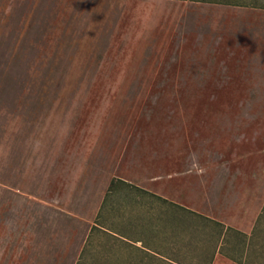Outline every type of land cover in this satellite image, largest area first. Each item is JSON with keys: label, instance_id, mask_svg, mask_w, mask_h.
I'll return each mask as SVG.
<instances>
[{"label": "rangeland", "instance_id": "374dc122", "mask_svg": "<svg viewBox=\"0 0 264 264\" xmlns=\"http://www.w3.org/2000/svg\"><path fill=\"white\" fill-rule=\"evenodd\" d=\"M24 2L0 5L16 17ZM93 4H60L58 43H0V264H76L105 197L98 221L133 212L117 226L153 255L96 230L78 264H238L264 207V0L232 19Z\"/></svg>", "mask_w": 264, "mask_h": 264}, {"label": "crops", "instance_id": "0c3cea01", "mask_svg": "<svg viewBox=\"0 0 264 264\" xmlns=\"http://www.w3.org/2000/svg\"><path fill=\"white\" fill-rule=\"evenodd\" d=\"M108 1L111 2L114 0H26L25 2L23 0L24 6L20 7L21 14H19L16 17L11 16V15L9 16V14L5 12L6 6L0 5V36H4V38H0V43L15 44L18 42L20 43L22 42V44H26V43L30 44V43L39 42L41 44L43 43L45 36L47 37L49 41H51V43H52V39H54L53 42L58 43L57 39L58 37H60V34L53 33L54 32L53 30L46 31V29L50 26L52 27L53 24L54 26H57L56 22L57 20H59V17H60L59 9H60L61 3L71 4V5L73 4L74 9H71V11L73 12H75V7L76 8L79 7L80 4L87 3V2L94 3L93 6L95 4L97 5L95 7L92 6V8H95L96 10L100 11L101 4L108 2ZM136 1L183 5L185 7H183L184 9L180 10L181 17H186L188 15L187 13H192L191 11L187 10L188 8H192L193 13L195 11H196L195 13H197L198 11L209 12L211 13L209 17L216 18V19L236 18L238 13L246 12V11H243L244 9H248V10L253 9V7L249 8L248 6L245 5L247 0H136ZM244 2L245 4H243ZM44 4H52V11H51L50 17L44 14V12H41V14L39 12L40 8L43 10ZM22 9H25V11L23 10V13H22ZM258 9H261V8H258ZM33 11L34 12L36 11V13L34 14ZM54 12L56 14H54ZM193 16L195 15L192 14L191 17ZM54 18H55V22L53 23ZM74 18H77V17L74 15ZM50 19H51V22H50ZM38 38H41V39L38 40ZM4 49L8 50V49H15V48L5 47ZM99 53H101V51H99ZM99 53L95 55L96 58L103 57ZM89 57H93V56H89ZM122 180H124L127 183H131L125 179H122ZM148 193L150 194V191ZM151 194H154V193H151ZM145 195L149 196L148 194H145ZM128 200L129 202H131V199H128ZM106 203H105V200L103 199L99 207V210L97 212L98 215H97L96 221H94L93 219L90 220V224L86 231L85 239H83L82 245H80L79 247L77 246L78 261L76 262V264H78L79 261H81V258L83 259L85 257V255L88 253L87 251L89 248L91 249L99 248L98 245L100 241H98V245H97L96 240L93 241L94 240L93 235L96 230L104 231L108 235L112 236V238L115 239L117 243L121 245L122 248L125 245H128V246L130 245L132 249L135 248V249H143V250L150 251L149 247L140 246V243H141L140 240L134 241V239H130L117 226L118 224L121 225L125 220H128L129 226H131V228H134V226L137 225V223L135 222L136 216L134 215L133 212L128 211L129 213L127 214H123V213L116 214L117 219L115 220L116 222L115 226L117 229L110 228L107 226L105 222L103 223V222L98 221L106 212H108L110 206H112L114 202L111 200H108V202ZM110 209L112 210L114 209V207L112 206ZM225 227H228V224H225ZM103 245L104 244L102 243L101 246Z\"/></svg>", "mask_w": 264, "mask_h": 264}, {"label": "trees", "instance_id": "16d2710c", "mask_svg": "<svg viewBox=\"0 0 264 264\" xmlns=\"http://www.w3.org/2000/svg\"><path fill=\"white\" fill-rule=\"evenodd\" d=\"M110 184H111V186H113L112 188H115V189L116 188H119V190L120 189H123L124 190L125 188H127V189L129 188L131 190L134 189V191L136 190V192L139 191L141 193H144V194H148L149 195V193L147 191L143 190L142 188L140 189V187H138V186H136L137 188L136 187H133V186H130L129 183L125 182L122 179L112 180L110 182ZM117 184H118V187H116ZM111 186H110V188H111ZM110 191H112V190H109V192ZM150 195L153 196L154 198L157 197L155 194H151L150 193ZM106 198H108V197H105V203H106ZM159 199H161L162 201L164 200L163 198H159ZM171 205L175 206L173 203ZM181 208L183 210L185 209L183 207H181ZM194 216L198 217V215H196V214H194ZM260 217H264V207H263V213L260 214V216H258V218L256 220V223L254 224V227H253L251 233L249 235H246V234H242L241 233V235L244 237L243 246H244V249L246 250L247 253H246L245 259H243V260H236V259L233 258V260L235 262H237L238 264H250V261H251L250 260V254L255 253V254H259L260 255L263 252V246L260 245L259 243H254L256 241L255 238L258 236V233L260 232V220H261ZM217 225L218 226H221L220 224H217ZM231 231L234 232L233 228H231L229 226L228 227H224L222 229V231H221V233H220L219 236L224 240V238H226V236H228V233L231 232ZM136 240L142 241L141 238H139V239L134 238V241H136ZM144 247H148V246L144 245ZM149 249H150V251H147V250H144V251L147 253L148 256L153 255L152 251H154V249H152L150 247H149ZM141 250H143V249H141ZM258 251H261V252H258ZM167 258L169 260H167V259L166 260L169 261L170 264H175V263L176 264H182V263L178 262L177 260H174V259H172V258H170L168 256H167ZM81 260H82V258H81ZM212 263H213V258H211V259L208 260V264H212ZM251 264H253V263H251Z\"/></svg>", "mask_w": 264, "mask_h": 264}]
</instances>
